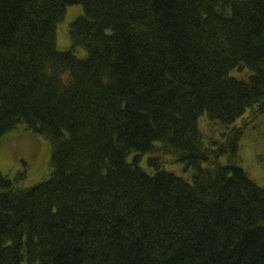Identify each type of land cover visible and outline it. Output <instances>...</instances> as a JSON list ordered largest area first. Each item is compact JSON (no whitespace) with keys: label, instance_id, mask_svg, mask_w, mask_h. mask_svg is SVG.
<instances>
[{"label":"trees","instance_id":"1","mask_svg":"<svg viewBox=\"0 0 264 264\" xmlns=\"http://www.w3.org/2000/svg\"><path fill=\"white\" fill-rule=\"evenodd\" d=\"M13 131L50 173L0 171V264H264V0H0Z\"/></svg>","mask_w":264,"mask_h":264},{"label":"rangeland","instance_id":"2","mask_svg":"<svg viewBox=\"0 0 264 264\" xmlns=\"http://www.w3.org/2000/svg\"><path fill=\"white\" fill-rule=\"evenodd\" d=\"M77 11L79 12V10L72 8L69 15L74 16L78 13ZM65 21L66 19L63 24L61 22L57 26V46L61 51L68 50L71 47V39L68 33L70 20L67 23ZM74 51L78 57L83 58L86 56V49L82 46L76 47ZM201 119L202 129L205 133H208V120L206 117ZM36 142H39V144H36ZM251 142H245L243 145L241 165L248 175L256 181L257 185L263 186L264 150H259L258 152L257 150L263 148L264 141L258 138ZM40 143V139L29 131H13L10 133L4 141H0V171L11 178L16 177L20 173H25L27 178L22 182L26 186L46 179L50 173V148L48 150L45 143H42V146ZM45 150L48 151L46 152ZM188 174L187 172L186 175L190 176Z\"/></svg>","mask_w":264,"mask_h":264}]
</instances>
